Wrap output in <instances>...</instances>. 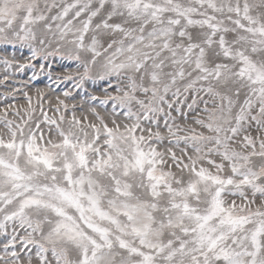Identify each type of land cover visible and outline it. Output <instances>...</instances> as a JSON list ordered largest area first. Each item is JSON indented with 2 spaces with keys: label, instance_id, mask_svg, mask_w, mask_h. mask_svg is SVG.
<instances>
[{
  "label": "snow or ice",
  "instance_id": "obj_1",
  "mask_svg": "<svg viewBox=\"0 0 264 264\" xmlns=\"http://www.w3.org/2000/svg\"><path fill=\"white\" fill-rule=\"evenodd\" d=\"M0 264H264V0H0Z\"/></svg>",
  "mask_w": 264,
  "mask_h": 264
},
{
  "label": "rangeland",
  "instance_id": "obj_2",
  "mask_svg": "<svg viewBox=\"0 0 264 264\" xmlns=\"http://www.w3.org/2000/svg\"><path fill=\"white\" fill-rule=\"evenodd\" d=\"M0 91H3V89H2V88H0Z\"/></svg>",
  "mask_w": 264,
  "mask_h": 264
}]
</instances>
